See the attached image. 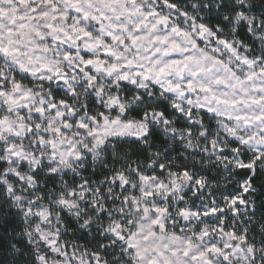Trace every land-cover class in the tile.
Returning <instances> with one entry per match:
<instances>
[{
    "label": "snow or ice",
    "instance_id": "6c2138e0",
    "mask_svg": "<svg viewBox=\"0 0 264 264\" xmlns=\"http://www.w3.org/2000/svg\"><path fill=\"white\" fill-rule=\"evenodd\" d=\"M0 264H264V0H0Z\"/></svg>",
    "mask_w": 264,
    "mask_h": 264
}]
</instances>
